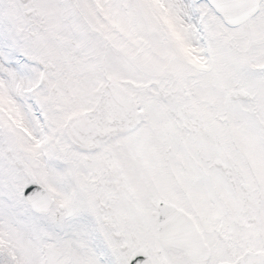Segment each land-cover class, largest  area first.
I'll use <instances>...</instances> for the list:
<instances>
[{
	"label": "snow or ice",
	"instance_id": "snow-or-ice-1",
	"mask_svg": "<svg viewBox=\"0 0 264 264\" xmlns=\"http://www.w3.org/2000/svg\"><path fill=\"white\" fill-rule=\"evenodd\" d=\"M0 264H264V0H0Z\"/></svg>",
	"mask_w": 264,
	"mask_h": 264
}]
</instances>
